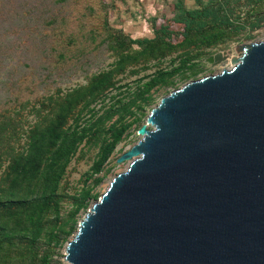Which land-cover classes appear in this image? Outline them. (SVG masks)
Returning a JSON list of instances; mask_svg holds the SVG:
<instances>
[{"label": "water", "instance_id": "water-1", "mask_svg": "<svg viewBox=\"0 0 264 264\" xmlns=\"http://www.w3.org/2000/svg\"><path fill=\"white\" fill-rule=\"evenodd\" d=\"M237 50L233 68L152 109L117 160L130 166L67 243L69 264H264V38Z\"/></svg>", "mask_w": 264, "mask_h": 264}, {"label": "trees", "instance_id": "trees-1", "mask_svg": "<svg viewBox=\"0 0 264 264\" xmlns=\"http://www.w3.org/2000/svg\"><path fill=\"white\" fill-rule=\"evenodd\" d=\"M197 3L193 8L176 3L184 27L177 42L159 31L133 38L110 27L106 18L105 34L100 39L90 34V50L111 49L116 59L109 68L49 95L35 108L38 119L22 133L23 144L12 142L22 139L13 121L0 120V264H63L61 250L76 233L82 213L102 195L97 188L111 171L105 166L117 145L142 126L160 97L199 79L202 61L214 49L253 41L264 28V0ZM73 48L66 45L60 62L68 61ZM152 68L132 90L118 79L128 70L138 75ZM82 145L97 152L82 187L68 192L64 180Z\"/></svg>", "mask_w": 264, "mask_h": 264}, {"label": "rangeland", "instance_id": "rangeland-1", "mask_svg": "<svg viewBox=\"0 0 264 264\" xmlns=\"http://www.w3.org/2000/svg\"><path fill=\"white\" fill-rule=\"evenodd\" d=\"M178 1L0 0V120L11 119L21 137L38 119L34 113L35 108L41 106L49 95L56 93L58 89L64 93L74 86L86 83L87 75L109 68L116 59L111 49L104 46L95 51L90 50L94 43L90 34H95L100 39L106 31V18L110 27L120 29L133 38L153 37L155 31H159L171 42L183 39L184 27L179 21L176 8ZM182 1L190 8L198 6L197 0ZM263 38L264 28H261L253 41ZM69 39L72 43H68ZM242 43L244 42H231L226 47L214 49V53L209 56L217 52H224L225 55L216 62L207 61L209 56L204 58V71L199 77L233 68V58H240L244 54L237 50ZM67 44L74 46L73 52L67 53V62H60L59 54L67 52ZM153 70L152 68L138 75H133L128 70L119 75L118 79L121 84L128 83L132 90L136 87L139 76ZM186 83H182L180 87ZM173 90L175 89L171 92ZM116 91L113 89L110 93L114 94ZM162 97L153 108L160 103ZM99 106L100 103L97 104ZM42 111L46 110L42 108ZM147 117L143 124L148 123ZM148 127L153 128L152 124ZM21 138L12 142L17 146L23 144L25 139ZM142 138L143 135L137 129L117 145L105 166V169L110 168L111 171L97 188L98 191L103 194L113 178L130 166L131 160H117ZM96 152V147L81 146L69 165L64 180V187L68 192L82 187L85 173L90 169ZM88 210L82 213L80 221ZM66 246L67 243L60 255L63 264H69L65 257Z\"/></svg>", "mask_w": 264, "mask_h": 264}]
</instances>
